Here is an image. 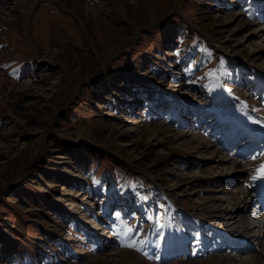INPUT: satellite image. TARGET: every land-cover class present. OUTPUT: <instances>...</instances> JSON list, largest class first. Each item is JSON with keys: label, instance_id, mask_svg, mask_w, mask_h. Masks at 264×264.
Returning a JSON list of instances; mask_svg holds the SVG:
<instances>
[{"label": "rangeland", "instance_id": "374dc122", "mask_svg": "<svg viewBox=\"0 0 264 264\" xmlns=\"http://www.w3.org/2000/svg\"><path fill=\"white\" fill-rule=\"evenodd\" d=\"M261 163L264 0H0V264H264Z\"/></svg>", "mask_w": 264, "mask_h": 264}, {"label": "bare ground", "instance_id": "6f19581e", "mask_svg": "<svg viewBox=\"0 0 264 264\" xmlns=\"http://www.w3.org/2000/svg\"><path fill=\"white\" fill-rule=\"evenodd\" d=\"M232 163L236 164L238 163L237 160L232 159ZM234 167V166H233ZM260 187L264 190V178H261L260 182ZM242 198H239L238 196H232L231 201L232 205L229 210L227 208H223L221 210L217 209L215 212L218 213L216 216L217 219H219L221 224H224V230L226 231L227 229L232 230L233 233H238L239 235H242L244 237H248V228H246V218L244 217V212L250 205V200L248 198L247 194L242 193ZM264 198V196H263ZM262 198V200H263ZM264 202V201H263ZM242 204V205H241ZM264 204V203H263ZM264 206V205H263ZM262 206V207H263ZM264 210V209H263ZM239 218V222H237L235 219ZM261 221H259V224ZM227 227V229H226ZM260 227V226H258ZM257 231H260V228H257ZM261 234V235H260ZM262 235H264V232L261 231L259 234H257L255 240H260L262 239ZM239 240L235 244H237V247H234L233 252H236L235 257L240 256L241 253L245 251H249L252 248H247L245 244H239ZM260 242V241H259ZM236 246V245H234ZM197 263V262H196ZM248 264V263H247Z\"/></svg>", "mask_w": 264, "mask_h": 264}, {"label": "snow or ice", "instance_id": "6c2138e0", "mask_svg": "<svg viewBox=\"0 0 264 264\" xmlns=\"http://www.w3.org/2000/svg\"><path fill=\"white\" fill-rule=\"evenodd\" d=\"M255 159V157H254ZM256 174L252 177V179H260L264 178V163H261L259 167L255 170ZM131 246V245H129Z\"/></svg>", "mask_w": 264, "mask_h": 264}]
</instances>
